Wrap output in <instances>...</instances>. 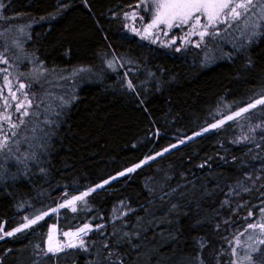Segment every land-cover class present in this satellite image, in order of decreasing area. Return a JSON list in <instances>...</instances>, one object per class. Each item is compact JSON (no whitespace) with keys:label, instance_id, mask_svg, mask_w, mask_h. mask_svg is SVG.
<instances>
[{"label":"snow or ice","instance_id":"snow-or-ice-1","mask_svg":"<svg viewBox=\"0 0 264 264\" xmlns=\"http://www.w3.org/2000/svg\"><path fill=\"white\" fill-rule=\"evenodd\" d=\"M83 3L91 9L89 0ZM68 7L57 0V7L44 15L7 16V6L0 0V19L5 22L30 17L28 23L0 28V191L13 197L14 207L25 213L15 226L11 225L10 218H0V241L42 228L41 222L46 223L50 214L56 216L64 210L66 214L59 217L65 221L64 229L52 223L46 234L32 242L28 250L29 264H78L81 256L87 257L85 264H207L204 251L211 244L207 235L191 238L197 249L194 256L185 253L178 243L183 236L182 229L168 233L169 240L176 244L171 252L162 251L163 245L147 239L149 228L158 225L161 219L166 218L171 224L182 215H191L195 205L197 212H202L196 221L198 227L212 224L217 231L226 233L229 247L222 244L220 251H214V264H264V72L259 79L252 78L250 95L245 98L229 102L220 97L221 103L209 113L212 122L206 123L199 132L185 135L158 152L145 154L119 171L95 177L94 182L82 183L84 176L77 173V162L69 150L62 164L68 175L52 185L58 174L55 156L66 139L64 125L79 99L76 94L79 85L93 77L104 79V71L111 70L117 75L114 86L131 90L145 106L138 85L148 82L138 79L134 82L130 72L138 77L143 67L141 61L130 51L112 47L107 33L104 35L109 47L100 52L103 71H98L93 64L71 68L49 66L38 49H29L33 40L32 24L45 21L51 28ZM108 13L119 18L124 29L141 39L177 52L194 47L202 56V64L243 58L245 71L255 69L258 60L252 50L264 42V0H134L126 5L117 4ZM154 78L155 73L149 71L148 80ZM216 113H221L219 118ZM229 127L236 133L231 138L232 144L242 150L239 155L230 154L225 140L221 139L218 144L224 155L214 153V156L225 160V167H231L235 175L217 172L213 167L215 159L205 155L199 165L180 173L168 165L167 171L160 170V177H149L144 187L150 199L135 205L131 200L117 201L112 206L110 220L92 203L117 178L136 173L169 149L201 133L224 131ZM191 161L192 157H188L190 164ZM206 168L209 172L203 179L193 172V169L203 172ZM177 176L179 182L173 184ZM36 177L41 182L34 185V194L15 196L17 184ZM57 186L63 187L56 198L58 202L51 199L53 187ZM163 205H167L165 217L159 218L153 213ZM136 211L145 214L136 216L133 223L129 214L135 215ZM69 217L74 226H68ZM248 220L252 222L247 223ZM238 223H244V227L236 229ZM14 251L11 247L0 249V264H6ZM222 253H227V262L223 261ZM20 264L24 262L21 260Z\"/></svg>","mask_w":264,"mask_h":264},{"label":"trees","instance_id":"trees-1","mask_svg":"<svg viewBox=\"0 0 264 264\" xmlns=\"http://www.w3.org/2000/svg\"><path fill=\"white\" fill-rule=\"evenodd\" d=\"M3 2L8 9L5 13L7 16L28 13L34 18L52 12L57 7V0ZM61 2L69 7L56 18L51 28L45 21L32 24L33 40L28 45L29 49H38L40 57L49 66L56 64L61 68H71L79 64H93L98 71H103L100 52L109 47L104 35L107 33V40L112 42V47L130 51L134 58L141 61L143 67L140 68L138 77L130 72L134 82L136 79L148 82L138 85V91L145 99V106L140 104L131 90L114 86L117 75L111 70L104 71V79L93 77L79 85L76 93L79 99L71 108L70 118L64 125L66 139L55 156L58 174L51 181L54 186L61 177L68 175L62 164L69 155V150L77 162V173L84 176L82 183L94 182L95 177L119 171L145 154L158 152L161 148L176 143L177 139H183L185 135L191 136L193 132H199L206 123L212 122L209 113L221 103L220 97H225L229 102L245 98L250 95L249 89L254 82L252 78L259 79L260 73L264 72V42L253 47L252 54L258 60L255 69L245 71L243 58L202 64V56L194 47L177 52L159 43L141 39L124 29L119 18L109 16L110 8L114 9L117 4L133 3L134 0H89L91 9L83 0ZM29 18L26 15L7 22L0 19V28L28 23ZM149 71L155 73L152 80H148ZM157 81H162V85L157 84ZM220 115L221 113L215 114L216 118ZM156 128L160 129L158 133L155 132ZM230 147V154L239 155L242 150L238 145ZM214 153L224 155L218 145V133L200 135L194 141L138 169L129 180L127 177L112 182L92 203L97 204L106 215L123 198L131 200L133 205L137 202L143 204L145 199H150L144 187L145 181L155 174L157 168H166L170 163L180 173L192 165H199L205 155L215 159L213 167L217 172L235 175L231 167H225V160L216 158ZM188 157H192L191 164ZM193 172L203 179L209 169L206 168L203 172L193 169ZM39 182L40 178L36 177L32 181L17 184L15 196L23 198L25 194H34V185ZM177 182L179 176L172 183ZM62 192V186L53 187L51 199L58 202L56 198ZM48 203L49 201H45V204ZM14 204L13 197L0 191V218H10L12 226L19 223L25 214L24 210L16 209ZM51 206L54 207L55 204L52 203ZM192 209L191 215L181 218L183 236L178 243L185 253L190 251L194 256L197 249L191 238L201 234L209 236L211 244L206 247L204 256L207 264H214V251H220L222 244L225 248L228 247L226 233L217 231L212 224L195 226L200 217ZM52 222L51 218H46V223L41 222L42 231L46 232ZM38 230L40 228L23 236L0 241V249L11 247L16 250L8 256L6 264L20 263V255L35 241ZM173 246L176 247V244ZM222 259L225 261V257Z\"/></svg>","mask_w":264,"mask_h":264},{"label":"rangeland","instance_id":"rangeland-1","mask_svg":"<svg viewBox=\"0 0 264 264\" xmlns=\"http://www.w3.org/2000/svg\"><path fill=\"white\" fill-rule=\"evenodd\" d=\"M134 34V33H133ZM151 42H154V41H151ZM154 43H157V42H154ZM162 45V44H161ZM226 114V113H225ZM218 133V141L221 140V139H224L225 142H226V148L227 150H229L231 147L230 145H233L232 144V141H231V138L233 135H235L236 133L234 132L233 128L229 127L227 128V130H224V131H220V130H210L209 132H206V133H201L200 135H207V134H211V133ZM199 135V136H200ZM196 137H192L191 140L189 141H185V144H188L192 141H194ZM182 140V139H181ZM175 144V143H174ZM183 145H177L176 148L178 147H181ZM219 145V144H218ZM220 146V145H219ZM174 148V149H176ZM174 149H169L168 152L166 153H162V156L166 155L167 153L173 151ZM220 151H221V147H220ZM160 157H157L155 160H157L158 158ZM150 163V162H149ZM168 165H171L170 163H168L166 165V168L165 167H161V168H157L156 169V172L155 174H153L152 176L150 177H153V176H156V177H160L161 176V171L160 170H164V171H167L168 169ZM134 174V173H133ZM133 174H130L128 176V180L132 177ZM124 177H119L117 178L116 180H120V179H123ZM148 179H146L147 181ZM145 181V182H146ZM173 182V181H172ZM109 191V190H108ZM120 200H127V199H120ZM116 204V203H115ZM167 208V205H163L162 208H157L155 211H154V215L159 217V218H164L165 217V210ZM192 210H194V212H197L196 210V207L195 205L192 206ZM102 210V209H101ZM70 211V210H69ZM103 211V210H102ZM111 213V212H110ZM110 213L109 215H106L105 214V217H108L109 220H110ZM66 213L64 212V210H61V213L56 215V216H51V219L53 220L52 223H57L59 228L61 230L64 229L65 227V221H63L62 219H60L59 217L65 215ZM145 213L143 211H136L135 212V215H132V214H129V219L132 220L133 223H135V217L136 216H141V215H144ZM200 217V215H202V212L201 213H197ZM185 215H182L180 216L178 219L174 220L171 224H169L165 219H161V222L158 224V225H153L152 227L149 228L148 232H147V239L150 243H158L160 245H163V248H162V251H165V252H171L175 249V247L173 246V242H171L169 240V237H168V233H174L177 229H181V226H180V222H181V218H183ZM19 222H21V220H19ZM96 222H99V220H97ZM247 223H250V220L247 221ZM68 226H74L72 223H71V217H69V221H68ZM195 226H197L195 224ZM236 229H242L244 227V223H238L237 225H235ZM48 231V230H47ZM46 231V232H47ZM231 231V230H230ZM46 232H43L42 229L40 228V230H38L37 233V237H35V240L40 238L42 234H46ZM161 232L164 233V235H161ZM63 238V237H62ZM98 238V237H97ZM228 239H231V236H228ZM229 247V246H228ZM226 247V248H228ZM31 248V244L27 247L26 251L23 252V254L20 255V258H19V262H21V260L24 262V264H29V256H28V250ZM187 253H190L187 252ZM191 254V253H190ZM222 257H225V262L228 261L229 257L227 255V253H222ZM87 260V257L85 256H81L80 260L78 261V264H85ZM20 264V263H19Z\"/></svg>","mask_w":264,"mask_h":264}]
</instances>
